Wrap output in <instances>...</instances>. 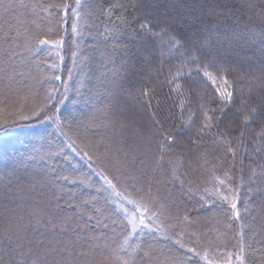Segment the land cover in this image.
Wrapping results in <instances>:
<instances>
[{"label": "trees", "instance_id": "16d2710c", "mask_svg": "<svg viewBox=\"0 0 264 264\" xmlns=\"http://www.w3.org/2000/svg\"><path fill=\"white\" fill-rule=\"evenodd\" d=\"M53 240L68 264H264V0H0V264Z\"/></svg>", "mask_w": 264, "mask_h": 264}, {"label": "snow or ice", "instance_id": "6c2138e0", "mask_svg": "<svg viewBox=\"0 0 264 264\" xmlns=\"http://www.w3.org/2000/svg\"><path fill=\"white\" fill-rule=\"evenodd\" d=\"M66 14V13H65ZM143 27V25L141 26ZM75 27H73V31H75ZM171 42L173 44H177L178 41L175 40V38L173 37ZM41 43L43 44H47L50 43L48 40H42ZM55 43L56 46H60V41H55L53 42ZM198 51V50H197ZM192 59L195 60L196 59V55L195 53L192 54ZM180 75L179 71L177 72L176 76H173L172 79L175 80L178 76ZM256 110L253 108L251 109V112H255ZM207 115V114H205ZM210 119V118H208ZM247 119V117H246ZM231 207L233 209L236 208V204L233 203L231 205ZM237 215H239L237 213ZM18 245H19V249L24 248L26 245L24 243H20L19 241H17ZM28 247V251L32 252L33 249L31 247V244L29 243L27 245ZM40 247H42L45 250V259L47 261L50 262V264H68L70 259H74L75 257L72 255V253L74 252V246L71 242H64V241H48L46 244L41 245ZM17 251V253L19 255H23L24 253L22 251H19L18 249H14Z\"/></svg>", "mask_w": 264, "mask_h": 264}, {"label": "rangeland", "instance_id": "374dc122", "mask_svg": "<svg viewBox=\"0 0 264 264\" xmlns=\"http://www.w3.org/2000/svg\"><path fill=\"white\" fill-rule=\"evenodd\" d=\"M79 3L80 2L78 1L77 6H76L75 19H74V26H75V29H76L75 30L76 31L75 32L76 43H77V48L78 49H79V42L83 40L82 37H83V26H84L83 25V17H82L81 9H79V7H80ZM80 44H81V42H80ZM43 125H41V126H43ZM23 130H26V129L24 128ZM13 133L15 134V132H13ZM106 185H107V187H109L108 184H106ZM112 194H113V196H114V194L117 196V193H115V192H112ZM121 199L125 200V202H124L125 205H130V207L132 209H135L136 211H139L141 214H145L144 209L136 201L131 200L130 198H121ZM118 204H119V207L122 210L126 211V209H127V211H128L127 206H124V204H120V203H118ZM139 212H138L139 217L131 216V218L133 219L134 223H136L139 227H144V228L150 229V228L155 227L154 222H156L158 224V222L155 220V221L152 222V225L149 226L148 224H146L147 223V219L142 218Z\"/></svg>", "mask_w": 264, "mask_h": 264}]
</instances>
